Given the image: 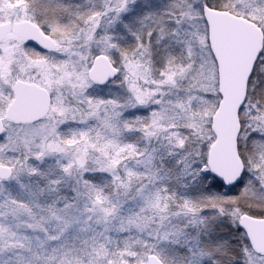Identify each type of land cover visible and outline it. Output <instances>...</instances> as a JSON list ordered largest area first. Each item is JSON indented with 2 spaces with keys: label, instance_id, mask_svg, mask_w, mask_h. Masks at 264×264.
<instances>
[{
  "label": "snow or ice",
  "instance_id": "6c2138e0",
  "mask_svg": "<svg viewBox=\"0 0 264 264\" xmlns=\"http://www.w3.org/2000/svg\"><path fill=\"white\" fill-rule=\"evenodd\" d=\"M0 264H264V0H0Z\"/></svg>",
  "mask_w": 264,
  "mask_h": 264
}]
</instances>
